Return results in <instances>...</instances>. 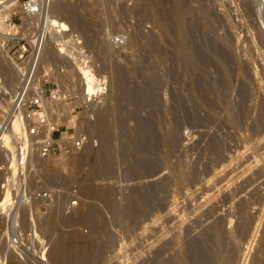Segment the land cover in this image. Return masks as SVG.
<instances>
[{"label":"rangeland","instance_id":"1","mask_svg":"<svg viewBox=\"0 0 264 264\" xmlns=\"http://www.w3.org/2000/svg\"><path fill=\"white\" fill-rule=\"evenodd\" d=\"M55 5L102 89L85 105L75 61L53 58L26 89L52 74L46 106L68 132L56 141L74 126L83 146L14 172L0 154L2 264H264V0ZM0 62V129L16 111L26 127L18 74Z\"/></svg>","mask_w":264,"mask_h":264},{"label":"built area","instance_id":"2","mask_svg":"<svg viewBox=\"0 0 264 264\" xmlns=\"http://www.w3.org/2000/svg\"><path fill=\"white\" fill-rule=\"evenodd\" d=\"M56 0H0V48L11 62H23V72H28V77L37 70L43 69L41 65V55L45 46V35L43 33V23L47 15L50 14L51 6ZM24 17L34 18L37 22L35 25H26ZM120 39H118L119 41ZM29 78L26 80L24 87L27 85ZM53 82L51 88H44L45 84ZM58 89L57 83L52 80H45L41 83L39 92L31 93L24 96L20 94L16 100V107H25L26 117L29 120L26 123V135L35 137L30 144L24 148V159L22 160V148L17 145L16 152L19 159L17 164L23 166L27 163V157L36 154L41 158L53 155L56 152L65 154L83 146V137L73 134L69 131L65 140L58 143L56 139L61 137L63 131L61 124L53 121L54 114L48 110L44 98L54 97ZM24 90H22L23 92ZM48 93V95H46ZM55 98V97H54ZM77 98V97H75ZM58 121L60 115H58ZM70 137V139H69ZM15 142L17 140L15 139ZM34 152V153H33ZM41 191L38 192L40 196ZM45 194V193H43ZM42 197V196H41ZM45 198L44 196L42 197ZM73 201L70 205L75 204Z\"/></svg>","mask_w":264,"mask_h":264},{"label":"bare ground","instance_id":"3","mask_svg":"<svg viewBox=\"0 0 264 264\" xmlns=\"http://www.w3.org/2000/svg\"><path fill=\"white\" fill-rule=\"evenodd\" d=\"M57 3V0L53 3V5L51 6V10H50V14L49 15H47V17H46V19L44 20V22L43 21H41V23H40V27H42V23H43V33H44V35H45V41H46V43H45V46H44V51H43V53H42V55H41V65L43 66V63L44 62H47V60L48 59H52L53 58V60H58V61H61L62 63H65L64 65L66 66H64V68H65V70H67V71H70L69 69H68V62L69 63H73L74 61H75V65H77V68H76V70L78 69V71H76V70H73V72L71 71V73L68 75L69 76V78H70V81L71 82H73V77H75L76 76V78H77V83H78V86H79V88L82 86V91L84 92V93H82V91H81V89H80V94H81V96H82V99H83V101H84V104L86 105L90 100H91V96L93 95V94H97V92L98 91H100L101 89H102V86H101V84H103V81L100 79H98L97 77H95V74L93 73V71H92V69L90 68L91 67V65L86 61V56H83V54H82V46H80L81 44V40H80V38L78 37V35L77 34H75L72 30H70V25H68V23H67V21L66 20H64V18H62V17H60L59 15H56L55 13V11H54V6H56L55 4ZM64 4V3H63ZM66 7V6H65ZM68 7V6H67ZM63 9H65V8H63L62 6H60V10H63ZM67 10V9H66ZM66 10H64V11H66ZM71 10V9H70ZM57 11V10H56ZM67 11H69V10H67ZM66 11V12H67ZM72 11V10H71ZM58 12H60V11H58ZM63 12V11H62ZM58 14V13H57ZM35 22H37L34 18H31V17H24V23L26 24V25H30V24H33V25H35ZM0 29H3V27L2 26H0ZM0 56L3 58V61H6V62H8L9 63V65L12 67V69L14 70V71H16L17 72V74H18V80H19V84H21V87H23V89L22 90H24L23 92H22V90H19L17 93H16V95H15V98H16V100H18L19 99V97H20V94L21 93H23L24 95H23V100H25L24 99V96L26 95L25 94V91H26V89L27 88H29L31 85H32V83L34 82V81H36V78H35V74L37 73V72H39V70H37L35 73H32V75L30 76V77H28V72H23V69H24V67H23V62H20V63H16V62H11L9 59H8V57L3 53V51H2V49L0 48ZM83 57V58H82ZM1 63V62H0ZM80 63H82V64H80ZM1 65H2V67L0 66V70L1 69H4V67H5V69L7 68L5 65H3L2 63H1ZM70 66H71V64H69ZM69 66V67H70ZM72 68V67H71ZM75 69V68H74ZM45 70H49V69H45ZM29 78V80H28V83H27V85L24 87V85L23 84H25V82H26V80ZM45 80H52V81H54L55 82V78H54V76H52V74H48V75H45V77H43V78H41V80H40V85H41V83L43 82V81H45ZM75 80V79H74ZM78 80H79V82H78ZM100 82V83H99ZM79 84H81V85H79ZM35 85V84H34ZM0 88H1V83H0ZM85 90V91H84ZM36 92H39V90L38 91H36ZM35 92V93H36ZM44 100V102H45V104H47V102H50V101H54L53 99H47V97L46 98H44L43 99ZM16 102V101H15ZM21 104V102L19 103V105ZM26 114V113H25ZM57 117H58V115H57ZM56 117V119H58ZM66 117L67 118H69V116H67L66 115ZM26 120L29 122V120L27 119V117H26ZM54 121V120H53ZM68 121V120H67ZM5 124V123H4ZM3 124V125H4ZM6 125V127L5 128H3L2 129V131H1V129H0V154L1 155H5V156H7V157H9L10 158V156H11V162H12V164H13V172L16 170V164H17V159H19V157H16V154H17V152L16 151H14V150H11L10 151V147H12L11 145H12V140H13V137H15L16 135H18V137H19V147H21L22 148V160L24 159V148L27 146V144L29 143V138H27V136H26V127H25V123L23 122V120L21 119V113L20 112H15L14 114H13V116H11L9 119H8V121H7V123L5 124ZM0 126H1V123H0ZM64 138V137H63ZM12 142V143H11ZM8 150L10 151V153L8 152ZM84 154V153H83ZM49 158H51V155H49L48 156V158L47 159H49ZM83 158V157H82ZM82 158H80L79 159V162L81 161V159ZM19 167H23V166H19ZM17 183V182H16ZM18 185H19V187L21 188V189H23L25 186V180H24V178H22L19 182H18ZM2 187V189H1V191H0V194H1V197L4 195H9L10 193H9V187H7V186H5V185H2L1 186ZM93 192V188H88L87 190H86V193H92ZM4 196L2 197L3 199H4ZM1 197H0V199H1ZM9 198V197H8ZM19 198H21L22 199V203H24L25 201H28L29 199L28 198H26L25 197V194L24 193H21V194H19V195H17V201H16V203L11 207V208H8L9 209V211L11 212V210H13V209H15V207L16 206H18L19 207V202H18V199ZM3 199H1V200H3ZM6 199V198H5ZM20 199V200H21ZM19 200V201H20ZM4 201V200H3ZM2 202V201H1ZM0 202V203H1ZM6 203H7V201H5ZM9 203V202H8ZM22 203H20V204H22ZM4 204V203H3ZM7 205V204H6ZM1 206V205H0ZM3 206H5V205H3ZM2 206V207H3ZM25 206V205H24ZM21 207V206H20ZM2 209V208H1ZM2 210H4V209H2ZM16 211V210H15ZM87 211V210H86ZM20 212H21V210H20ZM19 211H18V213H20ZM1 213V212H0ZM13 213V212H12ZM246 213V212H245ZM22 214V213H21ZM16 215V214H15ZM19 215V214H18ZM27 216V215H26ZM6 217H8V216H6ZM10 217H11V215H10ZM9 218V217H8ZM18 218V217H17ZM246 218V217H245ZM9 219H11V218H9ZM8 220V219H7ZM17 220H19V219H16L15 221H16V224L18 223V221ZM28 220V219H27ZM11 222V221H10ZM26 222V221H25ZM31 222H33V221H31ZM30 224H32V223H30ZM8 225H9V223H8ZM10 225H15V224H13V222H11V224ZM18 225V224H17ZM26 225V224H25ZM1 227H3V226H1ZM7 227H9V226H7ZM11 227V226H10ZM14 227V226H13ZM15 228H17L18 229V227H15ZM15 228L13 229V230H15ZM7 229V228H6ZM6 231V230H5ZM8 231V230H7ZM10 231V230H9ZM11 231H12V229H11ZM10 231V232H11ZM23 231V230H22ZM211 231V230H210ZM228 231V230H227ZM226 231V232H227ZM232 231V230H231ZM10 232H8V233H10ZM14 232V231H13ZM17 232V231H16ZM228 232H230V231H228ZM1 234V233H0ZM13 234V233H12ZM222 234V233H221ZM3 235H5V234H3ZM9 235V234H8ZM7 235V237H9ZM16 235V234H15ZM10 236H12V235H10ZM18 235H16V236H12V237H9L11 240H9L10 241V248L11 247H22L23 245L21 244L22 242H20V240L18 241V239H19V237H17ZM6 237V236H5ZM22 238V237H21ZM223 239V238H222ZM5 242H6V240H4ZM8 242V241H7ZM1 243V242H0ZM9 244L7 245V246H9ZM2 245V244H1ZM3 245H5V243L3 244ZM4 249H5V246H2ZM3 248H1L0 247V251L1 250H3ZM9 248V247H8ZM62 249V248H61ZM8 249L6 248V251H7ZM12 249H10L9 250V254H11L12 255V251H11ZM14 250H17V248L16 249H14ZM11 251V252H10ZM15 253H17V252H15ZM14 253V254H15ZM21 252H19V254H20ZM1 254V253H0ZM5 254V253H4ZM4 254H2L4 257H5V255ZM7 255H8V253H7ZM6 255V256H7ZM11 255L9 256V258L11 259L12 257H11ZM55 255V254H54ZM59 254H56V256H58ZM14 256V255H13ZM4 257H3V259H4ZM8 257V256H7ZM21 256L19 255V257L18 258H20ZM1 259H2V257H0ZM13 258H15V257H13ZM17 258V259H18ZM7 259V258H6ZM23 259V258H22ZM5 260V259H4ZM13 260V259H12ZM11 260V261H12ZM15 260H16V258H15ZM6 261H9V260H6ZM10 261V262H11ZM18 261V260H17ZM1 262V261H0ZM3 262V261H2ZM2 262H1V264H2ZM4 263H6L5 261H4ZM3 263V264H4ZM8 264V263H7ZM13 264H15L14 263V260H13ZM19 264V263H18Z\"/></svg>","mask_w":264,"mask_h":264}]
</instances>
